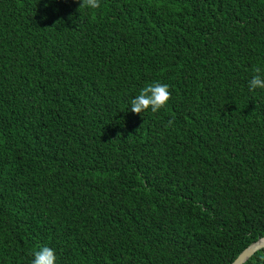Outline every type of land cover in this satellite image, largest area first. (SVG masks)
I'll return each instance as SVG.
<instances>
[{"label": "trees", "instance_id": "trees-1", "mask_svg": "<svg viewBox=\"0 0 264 264\" xmlns=\"http://www.w3.org/2000/svg\"><path fill=\"white\" fill-rule=\"evenodd\" d=\"M262 63L264 0H0V264H232L264 237Z\"/></svg>", "mask_w": 264, "mask_h": 264}, {"label": "clouds", "instance_id": "clouds-1", "mask_svg": "<svg viewBox=\"0 0 264 264\" xmlns=\"http://www.w3.org/2000/svg\"><path fill=\"white\" fill-rule=\"evenodd\" d=\"M102 0H80V6L85 10H95L101 7ZM249 91L257 89L264 91V63L253 67L248 80ZM172 93L170 85L159 81L147 83L130 98L129 105L135 113H153L167 106ZM128 105V106H129ZM30 264H58V254L54 247L44 244L31 252Z\"/></svg>", "mask_w": 264, "mask_h": 264}, {"label": "water", "instance_id": "water-1", "mask_svg": "<svg viewBox=\"0 0 264 264\" xmlns=\"http://www.w3.org/2000/svg\"><path fill=\"white\" fill-rule=\"evenodd\" d=\"M261 248H264V237L247 246L232 262V264H243L249 257Z\"/></svg>", "mask_w": 264, "mask_h": 264}]
</instances>
